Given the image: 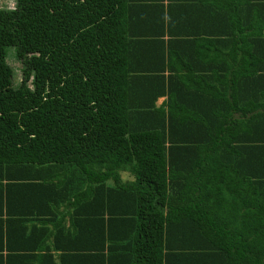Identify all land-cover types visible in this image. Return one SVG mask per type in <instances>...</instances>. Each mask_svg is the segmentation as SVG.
<instances>
[{"label":"trees","instance_id":"16d2710c","mask_svg":"<svg viewBox=\"0 0 264 264\" xmlns=\"http://www.w3.org/2000/svg\"><path fill=\"white\" fill-rule=\"evenodd\" d=\"M165 1L0 9V264H264L261 57L238 47L194 78L214 53L180 56L182 0ZM217 7L218 46L245 45L240 12ZM13 187L66 210L29 226Z\"/></svg>","mask_w":264,"mask_h":264},{"label":"crops","instance_id":"0c3cea01","mask_svg":"<svg viewBox=\"0 0 264 264\" xmlns=\"http://www.w3.org/2000/svg\"><path fill=\"white\" fill-rule=\"evenodd\" d=\"M222 3L224 5L223 13H233L236 9L242 15V28L245 29V32L241 34L242 41H246L245 45L237 46V45H225L223 47L218 46L219 39V29L217 27V14H218V3ZM258 3H262L261 0H182L177 1V15L176 22L178 23L177 28L180 30L179 35L177 36L180 43L186 42L190 43L193 47L189 45L180 46L178 53L180 56H184L185 60L189 61L190 57L201 51H208L210 54L214 53V56L209 57L208 60H204L203 58L199 59V56L195 58L197 64H202L207 68V65L212 67V70L209 69L207 72L198 71L194 73L193 77L198 78L201 74H206L211 76L213 73V69H217V67H226L228 64H231V60L236 56V51L240 50L238 47H241V51L246 52L245 57L249 58V62L252 59L248 56V54L259 55L261 57V63L254 61L249 65L250 69H259L264 68V49L262 47V43H264V7L259 6ZM165 4H168V1H165ZM227 32L228 29H225ZM240 35V33H238ZM228 38L224 39L225 41L232 40V36L230 33L227 34ZM165 39H169V36L165 37ZM219 51L224 53V56L219 57ZM186 52L185 55L182 53ZM188 52V53H187ZM194 52V53H192ZM213 55V54H211ZM241 55H243L241 53ZM259 57V58H260ZM258 58V59H259ZM253 76L251 81H260V75L264 74V69L258 71L256 74L252 73ZM259 84V83H257ZM167 101V97H161L157 101V106L162 105ZM123 178L127 179L126 174H123ZM73 179V177H72ZM69 181V185L71 188H74L75 191H79L78 187L83 188L84 183L80 179H75ZM15 183V182H13ZM28 183V182H26ZM40 183V182H34ZM19 184H23L22 181H19ZM44 188V187H43ZM18 188L13 187L11 190V196L14 199H19L21 201L22 197L18 193ZM22 202V201H21ZM47 204H49L47 210ZM53 202L48 201V199L36 201L33 204H28L26 202H22L19 207L20 210L15 214L16 216H20L23 219H30L32 222L28 223L29 226L37 225L38 227L41 224H44L48 220L60 218L61 214L59 212H65L66 205L56 208ZM53 210V211H52ZM44 221V222H43ZM49 229L53 228L51 223L46 225ZM38 242H40V237L36 238ZM42 240V238H41ZM15 245H18L17 243ZM60 252H55V261L59 262ZM233 256H236L234 252H232ZM28 261V259H24L23 262Z\"/></svg>","mask_w":264,"mask_h":264},{"label":"rangeland","instance_id":"374dc122","mask_svg":"<svg viewBox=\"0 0 264 264\" xmlns=\"http://www.w3.org/2000/svg\"><path fill=\"white\" fill-rule=\"evenodd\" d=\"M15 0H0V9H12L15 7ZM15 49L13 47H10L8 49V63L10 66L14 69L15 72V85H19L20 82L22 81V74H21V69H22V64L15 58ZM30 88H33V84H29Z\"/></svg>","mask_w":264,"mask_h":264}]
</instances>
